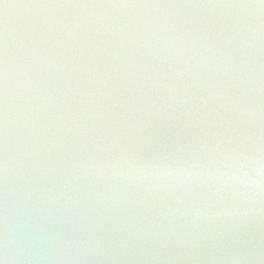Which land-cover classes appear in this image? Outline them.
I'll list each match as a JSON object with an SVG mask.
<instances>
[{"label": "water", "instance_id": "1", "mask_svg": "<svg viewBox=\"0 0 264 264\" xmlns=\"http://www.w3.org/2000/svg\"><path fill=\"white\" fill-rule=\"evenodd\" d=\"M0 264H264V0H0Z\"/></svg>", "mask_w": 264, "mask_h": 264}]
</instances>
